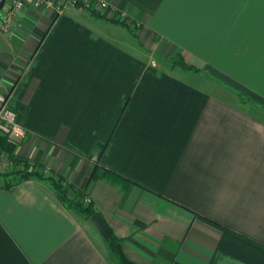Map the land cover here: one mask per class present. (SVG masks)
I'll list each match as a JSON object with an SVG mask.
<instances>
[{"label":"crops","instance_id":"obj_1","mask_svg":"<svg viewBox=\"0 0 264 264\" xmlns=\"http://www.w3.org/2000/svg\"><path fill=\"white\" fill-rule=\"evenodd\" d=\"M56 1L0 33L26 131L0 175V264H118L24 164L88 197L135 264H264V0Z\"/></svg>","mask_w":264,"mask_h":264},{"label":"built area","instance_id":"obj_2","mask_svg":"<svg viewBox=\"0 0 264 264\" xmlns=\"http://www.w3.org/2000/svg\"><path fill=\"white\" fill-rule=\"evenodd\" d=\"M83 8L99 10L108 5L107 0H80ZM71 5H74V0H67ZM32 8L52 9L57 14L62 13L64 4L56 0H4L0 9V33H7L15 19L20 16L26 5ZM122 20H125L124 13L121 14ZM126 21V20H125ZM130 27H137V24L131 22ZM0 134L14 143H19L26 135L24 127L18 121V116L15 110L9 105V92H0ZM12 157L7 156L5 151L0 148V173L6 172L14 165ZM85 204L89 203L88 197L83 199Z\"/></svg>","mask_w":264,"mask_h":264},{"label":"trees","instance_id":"obj_3","mask_svg":"<svg viewBox=\"0 0 264 264\" xmlns=\"http://www.w3.org/2000/svg\"><path fill=\"white\" fill-rule=\"evenodd\" d=\"M73 3L75 6L82 7V2L80 0H74ZM87 10L90 11L91 13L99 15L95 10H92L90 8H88ZM111 21L120 22L121 24H124V25L129 27V24L124 22L123 20H120V21L111 20ZM173 63H176V65L181 67V68L195 69L191 66H188L187 64H185L182 61H177V62L173 61ZM0 147L4 151H13L15 148V143L9 141L5 135L0 134ZM101 149H102V147H101ZM13 172L14 173L16 172L19 174V179L28 178L31 176L46 178L52 184L57 198L61 202H63L66 206L74 208L75 210L82 213L87 218H90L94 213H97L95 211L93 205L90 202L87 204H84L82 201H80L78 199L71 198L68 195V188L64 185L63 178L61 176H45L42 173V171H39L37 168H34V167H29L27 164H24L23 168L17 169ZM5 173H7V172L0 173V175L5 174ZM95 175L96 174L94 172H92L90 179L95 177ZM100 220L102 222V225H103V228L105 231V235L103 237H104L110 251L116 256L118 264H135V263L131 262L130 260H128L124 256V254L121 250V247H120V243H121L120 239L114 235V233L112 232L110 227L101 218H100Z\"/></svg>","mask_w":264,"mask_h":264},{"label":"water","instance_id":"obj_4","mask_svg":"<svg viewBox=\"0 0 264 264\" xmlns=\"http://www.w3.org/2000/svg\"><path fill=\"white\" fill-rule=\"evenodd\" d=\"M4 3V0H0V9L2 7ZM90 222L95 226V228L99 231V233L104 236L105 235V231L102 225V222L100 220V217L97 213H94L91 217H90Z\"/></svg>","mask_w":264,"mask_h":264},{"label":"rangeland","instance_id":"obj_5","mask_svg":"<svg viewBox=\"0 0 264 264\" xmlns=\"http://www.w3.org/2000/svg\"><path fill=\"white\" fill-rule=\"evenodd\" d=\"M0 148H1V147H0ZM1 149H2V148H1ZM2 151H4V150L2 149ZM15 164H16V163H14V165H13V166H11V167H10L11 169H9L8 171L12 170V169L14 168ZM23 166H24V165H22V167H21V168H23ZM6 172H7V171H6Z\"/></svg>","mask_w":264,"mask_h":264}]
</instances>
